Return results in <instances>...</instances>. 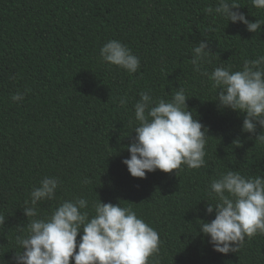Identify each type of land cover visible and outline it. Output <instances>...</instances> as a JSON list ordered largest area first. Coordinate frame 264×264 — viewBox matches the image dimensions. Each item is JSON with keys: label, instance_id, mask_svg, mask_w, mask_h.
<instances>
[{"label": "trees", "instance_id": "16d2710c", "mask_svg": "<svg viewBox=\"0 0 264 264\" xmlns=\"http://www.w3.org/2000/svg\"><path fill=\"white\" fill-rule=\"evenodd\" d=\"M250 21L264 22V10L237 0ZM218 0H0V264H11L22 249L16 236L26 228L23 214L33 186L59 177L55 200L41 202L50 214L62 199L131 207L154 227L162 241L158 264H264V235L248 240L237 253L213 250L199 232L213 179L228 170L264 176V144L242 131L243 115L220 110L206 76L193 71L192 49L207 38L212 53L204 64L242 67L264 55V31L220 19ZM119 40L140 58L129 75L101 63L99 52ZM186 90L187 105L208 128L205 166L157 170L134 178L122 163L135 137L133 106L141 91L170 99ZM24 93L13 102L11 96ZM121 97L127 99L121 106ZM206 101V102H202ZM262 129L257 127V134ZM251 137V138H249ZM239 139L241 146L233 141ZM88 178L91 182L83 184ZM82 234V233H81ZM79 240V236L77 237ZM74 264V261L71 262Z\"/></svg>", "mask_w": 264, "mask_h": 264}, {"label": "clouds", "instance_id": "9594fccd", "mask_svg": "<svg viewBox=\"0 0 264 264\" xmlns=\"http://www.w3.org/2000/svg\"><path fill=\"white\" fill-rule=\"evenodd\" d=\"M257 10H264V0H251ZM237 0H218L215 9L220 19L242 24L250 33L264 31V22L250 21ZM212 53L205 38L192 49L193 71L211 82L218 109H229L243 115L242 131L255 135L264 144V55L245 59L242 67L220 65L211 72L204 64ZM101 63L115 66L129 75L140 68V58L119 40H109L100 49ZM24 99V93L11 96L13 102ZM185 88L171 91L170 99L154 98L150 90L141 91L133 106L135 137L126 146L130 158L122 163L134 178L160 170L176 176L185 169L205 166L208 128L189 110ZM206 102V101H202ZM121 106L128 101L121 97ZM262 131L257 134V127ZM251 138V137H249ZM241 146L236 139L233 144ZM91 181L82 180L83 184ZM59 177L45 176L33 186L23 209L27 217L23 235L16 236L22 251H14L11 264H158L162 241L158 231L139 217L131 207L93 202L82 197L62 199L50 214L41 215L38 205L55 200L61 186ZM206 214L214 213L211 222L203 220L199 232L209 238L213 250L221 254L237 253L257 235H264V176H245L239 170H228L211 181ZM6 223L0 213V227ZM82 233V234H81ZM79 236V240L77 237ZM3 264L5 261L3 260Z\"/></svg>", "mask_w": 264, "mask_h": 264}]
</instances>
